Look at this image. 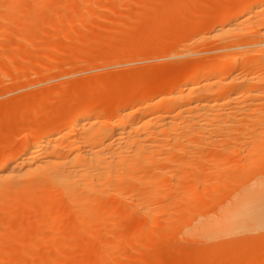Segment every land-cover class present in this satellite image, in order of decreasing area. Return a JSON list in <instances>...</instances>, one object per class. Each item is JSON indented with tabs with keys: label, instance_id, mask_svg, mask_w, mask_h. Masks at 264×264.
<instances>
[{
	"label": "bare ground",
	"instance_id": "bare-ground-1",
	"mask_svg": "<svg viewBox=\"0 0 264 264\" xmlns=\"http://www.w3.org/2000/svg\"><path fill=\"white\" fill-rule=\"evenodd\" d=\"M42 1L38 0L41 6H45ZM20 2L9 0L10 8H17ZM178 3L180 1L177 0ZM184 3H180V10L174 6L178 8L177 12L182 11ZM4 16L0 13V20ZM12 16L7 15L8 18L4 19L10 21ZM216 17L218 24L208 34V38H217L220 42L212 49L221 52L215 56L218 60L216 67L207 64L188 69V66L176 86L172 88L170 83V91L164 93L162 88L168 83L164 87L160 83L159 93L157 89V95L154 94L152 98L146 97L144 89L147 86H143V91L140 90L142 93L135 95L132 101L124 102L120 95L117 94L120 98L115 95L117 98L111 106L115 107L116 112L110 106L115 112L113 119L104 118L107 113L103 112V106L91 108L84 105L86 108L83 110L70 112L65 121H62L65 118L62 116L64 118L54 127L30 126L15 153L10 158L0 157V211L8 215V219L22 215L29 217L24 219L25 223L21 222L12 231L2 234L3 240L8 244L11 238L18 236V246L13 245L12 249L14 251L16 247L15 251H21L20 248L24 246L27 249L28 238L34 234L29 240L34 241L38 236L37 242L40 245L43 243V250L45 246L48 247V252L42 251L36 257L29 253L30 257L27 255L30 250L28 246V251L24 250L27 254L22 251L19 259L10 254L11 259H3L1 255L5 253L2 252L0 264H14L20 258L23 259L19 264H57V253L65 247L64 244L61 246L62 241H71L78 234L84 237V241L74 239L78 241L77 244L82 242L83 248L92 246L94 249L93 244L97 240L100 242V237L94 243L91 238H98L99 233L108 234L118 221L128 218L135 220L143 217L144 220L138 223L134 236L130 234L133 237L130 240L135 242L139 240L136 237L148 236L158 226L173 234L176 222L179 226H185L181 232L184 239L216 238L251 226L264 227V178L235 195L214 215L203 216L194 224H188L189 216L185 211L195 206L201 196L189 185L182 186L181 197H169L168 210L164 212L163 209L166 199L164 192L169 189L167 174L182 166L180 156L211 143L223 145L224 142L238 140L251 145L258 143L259 148L264 149V0H244L233 9H220ZM199 36L194 38H202ZM17 48L24 53L23 48ZM15 53L11 57L19 56L18 51ZM196 60L194 64L199 63V58ZM223 64L238 67L250 65L258 74L228 77L221 69ZM130 94L127 93L126 98ZM145 107H152L153 110L145 111ZM137 113L140 115L136 116ZM23 121L26 122V117ZM228 186V180H222L207 188L206 193L212 197L221 187ZM197 195L199 197L196 199ZM176 206L181 208H176L179 212H175ZM176 213H180V216L175 217ZM164 215L166 225L158 224L156 221ZM2 218L1 215L0 220ZM61 225L70 226L71 229L60 230ZM61 236L68 238L64 241ZM74 242L70 243L71 247L75 246ZM152 246L148 245L149 248ZM4 247L7 249L6 245ZM8 248L6 252L12 251L11 246ZM260 252V262L258 257L252 259L247 251L249 257L246 253L247 256L244 253L242 256L252 259L245 260L246 263L264 264L263 249ZM24 254L29 257H23ZM95 256V260L101 264V255L95 253ZM245 257L241 259H247ZM14 258L17 262H14Z\"/></svg>",
	"mask_w": 264,
	"mask_h": 264
},
{
	"label": "rangeland",
	"instance_id": "rangeland-1",
	"mask_svg": "<svg viewBox=\"0 0 264 264\" xmlns=\"http://www.w3.org/2000/svg\"><path fill=\"white\" fill-rule=\"evenodd\" d=\"M20 1L14 9L10 8L9 0H0V13L4 14V17L13 15L10 21L5 20L4 17L0 20V157L2 158H10L15 153L23 136L32 127L43 125L47 128L54 127L64 118L62 116H65L62 119L65 121L70 112L81 111L85 106L91 108L103 106L105 109L103 112L107 113L104 118L113 119L116 109L111 103L113 104V100L117 98L115 95H120L121 98L117 96L124 102L132 101L134 96L142 93V88L147 86L144 89L146 97L152 98L157 89L159 93L162 86L159 85L160 83L163 87L168 83L162 88L164 93L176 86L188 66H190L188 69L207 64L215 66L218 63L215 56L221 52L212 49H215L220 42L217 38H208V34L218 24L219 19L216 15L220 9L228 7L233 9L244 2V0H178L182 4L185 2L186 7L184 6L181 12H177L181 7L180 3L177 4V0H43L42 5L47 7L49 3L47 8L41 6L38 0ZM45 1L49 2L46 4ZM88 4L89 6H86ZM198 35L202 38L196 39ZM30 41L31 43H28ZM17 47L23 48L24 53ZM14 51L21 54L11 57L12 53L16 54ZM196 58H199V63L194 64ZM221 69L228 77L258 74L250 65L238 67L233 64H223ZM170 83L171 87H168ZM127 93H131L128 98H126ZM110 106L114 107L115 112ZM107 108L111 109V114L108 113ZM144 109L149 112L153 110L152 107ZM138 115L140 113L136 114ZM25 117L26 122L23 121ZM22 121L23 125H21ZM224 143L223 145L211 143L179 157L182 166L172 169L167 174L169 189L164 192L166 198L163 202L164 212L168 210L169 197H181L182 186L189 185L201 196L199 198L201 201L198 200L200 203L197 201L195 206L185 211L189 216L188 224H194L203 216L214 215L216 210L229 204L235 195L264 178V149L259 148L258 143L251 145L242 140ZM238 165L242 166L241 169ZM222 180H228L229 186L221 187L209 197L206 189ZM176 208L181 209L176 206L175 212H179ZM255 213L261 214V212ZM178 214L174 216L177 217ZM1 215L3 218L0 220V254L5 253L1 255L3 259H8L10 255L17 259L22 255V251H28V246L31 251L29 250L28 254L24 251L27 255L32 253L31 255L36 257L41 255L42 251L48 252L47 246L43 250V243L40 245V242H37L38 236L34 241L29 240L34 234L28 238L29 243L25 237L24 244L28 243L27 249L24 246L19 247L21 251L19 249L15 251L19 237L11 238L7 244L2 234L25 223L24 219L29 217L22 215L8 219V215L0 211V219ZM165 217L166 215L156 222L166 225ZM142 218L123 219L118 221L108 234L99 233L101 235L98 234V238H91L93 243L99 237V241H102V244L104 242L103 246L98 240L95 245L92 243L94 249L88 245L89 249L83 248L82 242L80 246V241H84V237L78 234L76 236L79 237L73 236V239L69 237L73 241L66 240L70 243L75 241L73 247H71L73 243L62 241L68 237L63 239L64 236H61L62 240L58 241L61 240V246L65 245V247L56 252L59 259L56 260L59 264H91L92 262L100 264L95 260L97 255L94 258L95 253L101 255V264H213V262L214 264H223V262L249 264L245 260L251 261L255 259L254 256L259 258V262L262 260H260L262 256L260 251L262 249L264 251L262 244L264 227L251 226L216 238L184 239L181 232L185 226H179L176 222L173 234L158 226L150 235L135 236L139 240L131 241L130 239H133L131 235L134 234L138 223L144 221ZM61 226L60 230L71 229L70 226ZM74 239H80V244ZM32 241L38 244L32 246ZM151 243L155 246L153 247ZM149 244L151 248L148 247ZM3 245H6L7 249L2 248ZM13 245H17L14 251ZM8 246H11L10 249L15 252L14 254H11L10 250L6 252ZM66 246L70 248L66 249ZM246 251L250 253L252 259L242 256L243 253V255L247 254ZM50 252L52 253L51 250ZM25 254L23 257L27 256ZM242 257L247 259H241ZM22 259L20 258V261ZM13 260L17 262L15 258Z\"/></svg>",
	"mask_w": 264,
	"mask_h": 264
}]
</instances>
